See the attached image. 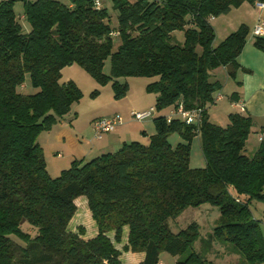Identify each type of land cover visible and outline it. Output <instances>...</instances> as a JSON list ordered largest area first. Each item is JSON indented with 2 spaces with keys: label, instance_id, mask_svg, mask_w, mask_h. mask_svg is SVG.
<instances>
[{
  "label": "trees",
  "instance_id": "16d2710c",
  "mask_svg": "<svg viewBox=\"0 0 264 264\" xmlns=\"http://www.w3.org/2000/svg\"><path fill=\"white\" fill-rule=\"evenodd\" d=\"M93 1L0 0V264H124L114 243L121 241L125 226L122 249L144 253L137 264H159L162 251L177 256V264H210L193 250L196 222L178 231L167 224L202 203L220 210L211 240L230 244L245 264H264V234L248 206L252 200L264 202V141L248 156L250 115L231 113L223 127L207 114L222 87L213 71L224 66L235 79L249 33L240 24L214 45L210 18L264 0H112L115 28L103 3L96 8ZM17 2L28 30L15 12ZM177 29L184 30L182 44L172 42ZM114 38L119 43L112 51ZM254 45L264 51V37H255ZM72 63L99 83L111 81L115 98L128 89L120 77H156L146 85L156 95L154 111L181 103L187 110L201 109V122L197 128L179 116L152 113L155 132L147 144L124 142L114 152L72 160L52 177L37 137L82 95L74 81H60L62 68ZM26 74L38 89L34 93L19 91ZM173 132L184 141L172 146ZM196 135L203 168L189 166ZM80 196L97 227L89 239L84 227L68 226Z\"/></svg>",
  "mask_w": 264,
  "mask_h": 264
},
{
  "label": "rangeland",
  "instance_id": "374dc122",
  "mask_svg": "<svg viewBox=\"0 0 264 264\" xmlns=\"http://www.w3.org/2000/svg\"><path fill=\"white\" fill-rule=\"evenodd\" d=\"M63 3H68V0H59ZM104 7L107 9L109 16V24L112 28L117 27V10L113 8L112 0H101ZM134 2L135 0H129ZM245 3V2H244ZM243 5H249L251 8H254L255 5L249 2H246ZM238 7H233L231 9V14L228 17L233 18L237 15H244L242 11L245 10H236ZM250 8V9H251ZM14 9L17 15L21 17L20 23L25 30L30 29L26 19H23V5L21 2H17L14 5ZM229 12V11H228ZM227 12V13H228ZM227 13L220 14L218 16H225ZM251 17V12L248 14ZM217 17V16H216ZM246 18V17H245ZM248 19V18H247ZM237 29V28H236ZM235 29V30H236ZM173 43L182 44L184 41V30L177 29L173 32ZM250 34H248V39H250ZM221 38V39H220ZM225 37H216L213 42L217 45ZM119 40L117 38L113 39V48L112 51L116 50ZM103 72L109 74L110 72V56L106 57L103 65ZM60 81L72 80L80 89L82 95L78 101H75L70 110L65 114V119L55 123V127H52L53 130L47 132L43 131L37 138V142L42 144L43 151L45 153V160L49 167H53L55 163H60V161H66V157L75 158L73 154H78V151L83 147L86 149L84 143L85 139L83 136L87 133V138L91 137L94 139L92 143H96L97 138L94 136V130L91 125V120L97 117H106L111 114H117L121 118V123L126 124L128 121H131L132 131L136 133V130L143 127L141 123L147 122L149 127V133L155 132V125L153 123V116L159 114L157 111H153V116L148 115L143 119H137L133 113L135 112H144L148 111L155 105V97L153 92H149L146 89V85L149 82L156 80V77H145V76H128L120 77L119 81L128 83V89L126 94L120 98H115L114 93L111 87V81L106 83H99L94 77H92L85 68L78 64L72 63L66 65L62 68ZM214 75L218 76L220 80L223 77L218 71H214ZM229 82L223 86L221 89L224 92V102L217 100L216 95L219 90L215 91L213 94L214 102L207 105V114L211 122L220 125L226 126L229 122V111L233 113L247 114L248 112H241L238 108H230L228 96L231 95L232 90L234 89L233 81L229 77ZM222 85V83H221ZM38 89L34 88L30 83L29 75H25L24 83L20 86L19 91L25 94L34 93ZM237 90V89H236ZM94 92V93H92ZM259 105L257 107V115H259V120L254 121L251 126V130L246 140V150L245 153L248 156H252L255 150L260 144L259 136L256 131V128L259 126V122L264 115V94L260 95L258 100ZM134 107V109L132 108ZM162 111V110H161ZM160 111V112H161ZM163 112H169V107L165 108ZM69 118L73 119L69 123ZM120 123V124H121ZM119 124V125H120ZM117 125L116 130L120 128ZM54 126V125H53ZM64 127V128H63ZM60 128L68 130L70 136L65 140H58L56 138V133ZM130 128V127H129ZM114 129V130H115ZM50 130V129H49ZM86 130V131H85ZM109 132H105L101 137L107 136ZM139 134V133H138ZM83 135V136H82ZM132 138V137H131ZM130 137L128 141L132 140ZM73 139L76 140V144L73 143ZM168 141L172 146H175L178 142L184 141V138L177 132H173L168 136ZM76 146V147H75ZM55 152H59L61 156H58ZM63 156V157H62ZM89 158V157H88ZM189 166L191 168H203L206 166V161L204 154L201 149L200 137L196 135L192 138L190 142V156H189ZM58 167H56L57 169ZM49 172L55 176L59 175L60 170L55 173L49 169ZM77 211L74 213L69 222V229L76 231L79 226L84 227L85 232L91 231V228L96 225L95 221L91 216V212L88 207L81 201L77 200ZM250 210L255 219L259 220L260 228L262 234H264V202L258 200H252L248 204ZM220 217V210L217 205L210 203H202L199 206H189L184 209L180 214L174 218H169L167 224L169 228L173 231H178L182 228H185L189 223L196 222L199 226L198 229V239L193 244V250L199 252L202 256L206 257L210 264H245L241 255L235 251V249L228 243L222 240H211L209 235L212 233L213 228L218 223ZM25 230L34 234L35 230L28 227L26 224L23 225ZM160 260L162 264H177L176 258L169 253L162 251L160 254Z\"/></svg>",
  "mask_w": 264,
  "mask_h": 264
},
{
  "label": "crops",
  "instance_id": "0c3cea01",
  "mask_svg": "<svg viewBox=\"0 0 264 264\" xmlns=\"http://www.w3.org/2000/svg\"><path fill=\"white\" fill-rule=\"evenodd\" d=\"M246 3V2H245ZM245 3H242L236 10H247V11H242L244 15H237L233 18L228 17L229 14H231V10L227 13L225 16H217V17H211L210 18V23L212 27L214 28L215 31V36L217 37H226L229 33L233 32L240 24H245L248 29L250 39H248V35L246 37V43L238 56V62L241 66L240 69L237 70L236 77H235V82L233 81L234 89L232 90L231 94L233 92H236L234 96L230 97V95L227 97L229 100V107L230 108H238L239 111L241 112H248L247 114L244 115H250L252 118V123L254 121H258L259 115H257V107L259 105V98L261 94H264V51L260 50L254 45V39L255 36L252 34L253 27L255 24L258 22L259 19H264V6L262 7H257L255 5L254 8H251L249 5H243ZM264 3V1H262ZM251 8V9H250ZM251 12V17L248 16V14ZM246 17V18H245ZM248 18V19H247ZM221 39V38H220ZM214 44V42H213ZM215 45V44H214ZM246 69V70H242ZM214 71H218L220 75L223 77L222 80L218 76L214 77L222 83V89L225 84L229 82V77L227 75V69L224 66L216 68ZM213 71V72H214ZM66 82V81H63ZM237 82H240V85L237 84ZM220 89L218 94L216 95L217 100L221 101L223 103L224 101V92L223 90ZM237 89V90H236ZM156 95H154L155 97ZM241 106H244V109H241ZM134 109V107H132ZM208 109V108H207ZM165 110V109H164ZM159 112L158 115H165L166 117H177L178 115L174 112L173 107H169V112ZM233 113L231 110L229 111V114ZM228 114V115H229ZM113 115V114H111ZM65 116V115H64ZM62 116L57 120L62 121L65 119V117ZM108 116V115H106ZM74 119V118H73ZM72 118H69V123L73 120ZM95 119V118H93ZM90 121L92 126V121ZM153 119V118H152ZM143 127H141L139 130H136V133L131 128L132 124L131 121H128V123L120 124V128L118 130H113L110 131L107 136L105 137H100L97 138L96 143H92L94 139H91V137L87 138L86 135H82L85 139L84 143L86 145V149L83 147V143L81 145V149L78 151V154H73L76 156H73L75 158L71 157H66V161H60V163H55L53 167H49L48 164L46 163V168L48 170V173L53 176L50 172L54 171L57 173L59 170L68 168L71 161L75 159H83L89 160L93 157H96L102 153H107V152H114L116 151L124 142H130V141H138L143 144H147L149 141V136L152 135L149 133V129L146 127H149V124L147 125V122L141 123ZM259 126L256 128L257 133H259L262 129H264V115H262V118L258 124ZM55 127V124L54 126ZM50 128V130H46L47 132L53 130V128ZM130 127V128H129ZM64 128V127H63ZM63 128H60L58 131H54L56 133V138L58 140H65L67 136H70V132L68 130H65ZM86 131V130H85ZM43 132V131H42ZM40 132V133H42ZM39 133V135H40ZM139 133V134H138ZM38 135V136H39ZM131 138L132 140L128 141V138ZM38 138V137H37ZM96 138V137H95ZM261 142V141H260ZM73 143H77L76 140L73 139ZM43 150L42 144H39ZM76 147V146H75ZM58 156H61L59 152H55ZM44 158H45V153L43 151ZM63 157V156H62ZM89 157V158H88ZM46 161V160H45ZM56 167H58L56 169ZM77 200L83 202L87 206L86 198L84 196L77 197L75 199V204L77 206ZM77 211V210H76ZM94 227L91 228V231L88 232L86 230L84 234L85 239H89L91 237H94L97 233V227L96 225H93ZM71 230V229H70ZM113 231H110L107 233V235L112 239L113 238ZM127 234H128V228L125 226L122 234L121 241L119 243H114L115 247L120 250V260L124 264H137L141 262L144 259V253L143 252H132V251H124L122 249L123 245L126 244L127 242ZM177 259V256H174ZM159 264H162V261L160 260Z\"/></svg>",
  "mask_w": 264,
  "mask_h": 264
},
{
  "label": "built area",
  "instance_id": "2783aa9c",
  "mask_svg": "<svg viewBox=\"0 0 264 264\" xmlns=\"http://www.w3.org/2000/svg\"><path fill=\"white\" fill-rule=\"evenodd\" d=\"M94 5L96 8L102 6L101 0H94ZM257 7L264 6V3L257 1L255 2ZM115 34V33H114ZM252 34L255 37H264V19H259L258 22L255 24L252 30ZM241 109H244V106H241ZM154 108H151L148 111L144 112H135L133 115L137 119H143L148 115H152ZM174 112L186 123L189 125H194L198 128L199 123L201 122V109H191L187 110L183 107L180 103L178 104L177 108H175ZM121 123V118L117 114H113L106 117H97L92 121V128L94 130V136L96 138H100L101 135L105 132H110L115 129L117 125ZM259 140L264 141V129H262L259 133Z\"/></svg>",
  "mask_w": 264,
  "mask_h": 264
}]
</instances>
